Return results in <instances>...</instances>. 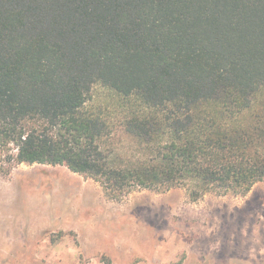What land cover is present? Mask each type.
<instances>
[{"label":"trees","instance_id":"trees-1","mask_svg":"<svg viewBox=\"0 0 264 264\" xmlns=\"http://www.w3.org/2000/svg\"><path fill=\"white\" fill-rule=\"evenodd\" d=\"M96 86L135 150L109 148ZM106 200L246 195L264 182V0H0V148Z\"/></svg>","mask_w":264,"mask_h":264},{"label":"rangeland","instance_id":"rangeland-1","mask_svg":"<svg viewBox=\"0 0 264 264\" xmlns=\"http://www.w3.org/2000/svg\"><path fill=\"white\" fill-rule=\"evenodd\" d=\"M121 105L96 86L86 110L106 119L109 148L130 152ZM13 148H0V210L25 215L29 207L50 227L39 247L45 239L60 247L12 264H264V182L246 195L208 192L196 202L184 188L136 189L109 201L98 182L64 166L17 165Z\"/></svg>","mask_w":264,"mask_h":264},{"label":"crops","instance_id":"crops-1","mask_svg":"<svg viewBox=\"0 0 264 264\" xmlns=\"http://www.w3.org/2000/svg\"><path fill=\"white\" fill-rule=\"evenodd\" d=\"M4 203L0 200V206ZM2 211L0 210V264L20 263L23 255L37 254L39 251L47 254L60 247V244L52 243L51 240L45 238L41 242L43 243L41 248L39 247V235L50 227L45 222L38 224L37 216L29 207L25 215H16V209H13L14 214L10 213L8 216ZM61 230L64 231V229ZM51 232L54 233V230ZM64 252L65 249L62 253Z\"/></svg>","mask_w":264,"mask_h":264}]
</instances>
